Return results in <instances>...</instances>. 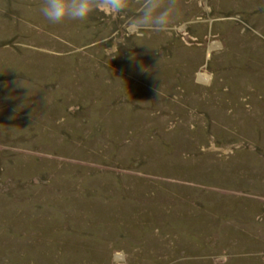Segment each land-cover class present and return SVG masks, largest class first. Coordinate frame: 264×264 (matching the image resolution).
I'll return each instance as SVG.
<instances>
[{
  "label": "rangeland",
  "instance_id": "374dc122",
  "mask_svg": "<svg viewBox=\"0 0 264 264\" xmlns=\"http://www.w3.org/2000/svg\"><path fill=\"white\" fill-rule=\"evenodd\" d=\"M42 3L0 0V264H264V0L127 48Z\"/></svg>",
  "mask_w": 264,
  "mask_h": 264
},
{
  "label": "clouds",
  "instance_id": "9594fccd",
  "mask_svg": "<svg viewBox=\"0 0 264 264\" xmlns=\"http://www.w3.org/2000/svg\"><path fill=\"white\" fill-rule=\"evenodd\" d=\"M132 7L136 9L135 15L128 19L127 36L121 41L125 48L129 47L127 37L168 33L181 22L178 0H43L40 12L49 22L59 24L65 20H86L97 11L116 19Z\"/></svg>",
  "mask_w": 264,
  "mask_h": 264
},
{
  "label": "bare ground",
  "instance_id": "6f19581e",
  "mask_svg": "<svg viewBox=\"0 0 264 264\" xmlns=\"http://www.w3.org/2000/svg\"><path fill=\"white\" fill-rule=\"evenodd\" d=\"M201 79V78H200ZM202 80V79H201ZM202 81H204V80H202Z\"/></svg>",
  "mask_w": 264,
  "mask_h": 264
}]
</instances>
